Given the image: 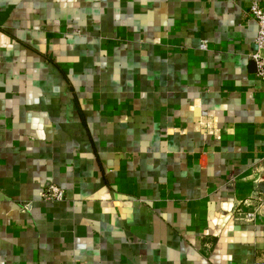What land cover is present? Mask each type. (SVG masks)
Masks as SVG:
<instances>
[{"label": "crops", "instance_id": "1", "mask_svg": "<svg viewBox=\"0 0 264 264\" xmlns=\"http://www.w3.org/2000/svg\"><path fill=\"white\" fill-rule=\"evenodd\" d=\"M253 2L0 0V264L264 263Z\"/></svg>", "mask_w": 264, "mask_h": 264}, {"label": "built area", "instance_id": "2", "mask_svg": "<svg viewBox=\"0 0 264 264\" xmlns=\"http://www.w3.org/2000/svg\"><path fill=\"white\" fill-rule=\"evenodd\" d=\"M250 14L258 26V35L255 40L256 49L251 54V59L256 64L258 78L264 84V8L257 2H253L250 8ZM200 47L202 50H207V41L202 40L200 42ZM41 198L46 202H63L65 200V191L62 188L51 184L42 190ZM27 207L28 206H26L25 209H28ZM243 207H252L254 210L244 214ZM237 212L244 214L246 222H254L259 215H263L264 213V194H255L251 198L245 200Z\"/></svg>", "mask_w": 264, "mask_h": 264}]
</instances>
